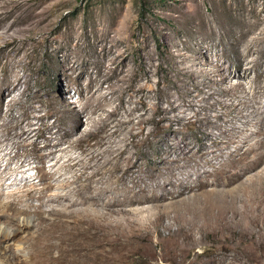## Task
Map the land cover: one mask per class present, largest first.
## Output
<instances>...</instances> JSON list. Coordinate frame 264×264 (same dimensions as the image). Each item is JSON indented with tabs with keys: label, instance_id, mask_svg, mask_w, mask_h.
<instances>
[{
	"label": "rangeland",
	"instance_id": "1",
	"mask_svg": "<svg viewBox=\"0 0 264 264\" xmlns=\"http://www.w3.org/2000/svg\"><path fill=\"white\" fill-rule=\"evenodd\" d=\"M262 120L264 0H0V203L61 209L49 196L81 199L83 183L119 204L229 187L257 156ZM31 211L0 223V264L47 263ZM175 214L127 226L122 264H220L226 250L264 264V238L174 236Z\"/></svg>",
	"mask_w": 264,
	"mask_h": 264
},
{
	"label": "bare ground",
	"instance_id": "2",
	"mask_svg": "<svg viewBox=\"0 0 264 264\" xmlns=\"http://www.w3.org/2000/svg\"><path fill=\"white\" fill-rule=\"evenodd\" d=\"M261 127V131H264V120L261 121ZM258 145L256 158L247 163L244 171H233L234 173L228 177L229 187L223 180L214 181L212 184L205 181L201 182L199 187L197 185V187L189 186L191 188L179 186L180 189L177 192H168L162 196L154 192L150 195L148 193L133 195L129 203L120 202L119 204L116 197L112 194L108 195L106 191L103 192L104 186L94 189L83 183L81 186L84 192L81 199L71 201L70 197L73 193L79 196L73 190L68 191L66 195L56 193L53 197L49 196L47 202H61L63 204L61 209L53 205L49 210L45 209L44 205L47 204L45 200L34 212L26 207V209H18L13 202H2L0 203V223L14 224L15 216L22 213L31 216V211V214L33 213L36 217L32 227L38 229L34 237V246L47 255L46 264H122L124 248L121 237L125 234L131 235L130 232H126V227L137 226L138 219L149 221L153 218L154 220L157 215L159 218L165 217L172 211L176 214L173 216V221L171 219V223H177L178 230H172V226H168V230L173 231L171 234L174 236L180 235L179 232L183 230L195 241H199L200 237L197 239L194 236L197 232L228 235L239 229L244 233L256 234L262 241L264 238V167L243 179L247 171L260 167L264 162V139H261ZM51 174L62 175L57 168ZM29 178L27 176L25 179L29 180ZM90 179L91 177L88 176L86 181ZM68 184L69 181H66L61 186L67 187ZM187 191H192L191 194L194 196H185ZM42 196L44 195L39 198L42 199ZM62 199H68L69 203L62 202ZM165 199L170 201L160 208L158 202ZM76 206L77 208H72ZM27 207H31L29 203ZM5 230L0 228L1 238H6L8 235ZM111 231H117V235L112 237ZM183 244L187 246L189 239L185 238ZM241 255H234L226 250L218 261L220 264H232L234 260H240ZM254 255L256 252L251 249L247 251L245 257Z\"/></svg>",
	"mask_w": 264,
	"mask_h": 264
}]
</instances>
